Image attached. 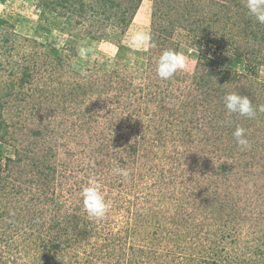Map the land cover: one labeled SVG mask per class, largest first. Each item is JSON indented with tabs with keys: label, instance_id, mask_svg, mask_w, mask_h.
I'll return each mask as SVG.
<instances>
[{
	"label": "rangeland",
	"instance_id": "rangeland-1",
	"mask_svg": "<svg viewBox=\"0 0 264 264\" xmlns=\"http://www.w3.org/2000/svg\"><path fill=\"white\" fill-rule=\"evenodd\" d=\"M42 2L0 0V264H47L46 246L69 238L49 264H264V113L222 101L264 104V25L242 0H143L124 34L99 2L95 19L48 11L57 28ZM137 31L157 46L131 47ZM165 49L187 58L169 80L156 74ZM92 177L110 204L101 220L80 195Z\"/></svg>",
	"mask_w": 264,
	"mask_h": 264
},
{
	"label": "clouds",
	"instance_id": "clouds-1",
	"mask_svg": "<svg viewBox=\"0 0 264 264\" xmlns=\"http://www.w3.org/2000/svg\"><path fill=\"white\" fill-rule=\"evenodd\" d=\"M247 14L255 19L261 25H264V0H242ZM130 46L135 49L148 50L157 45L152 38L150 31H137L131 35ZM86 49H80V55L86 54ZM187 66V58L183 53L173 49H165L157 60L156 74L161 80H169L178 72L184 70ZM223 104L228 114H237L247 119H254L257 112L264 113V104L254 106L252 100L237 92L227 93L222 98ZM247 130L237 126L232 135L237 146L241 151L248 150L251 147L250 141L246 136ZM112 173L122 177L129 175L127 169L116 166ZM84 211L90 220L103 219L110 208L102 191V185L97 178L89 179L87 185L82 187L81 193Z\"/></svg>",
	"mask_w": 264,
	"mask_h": 264
},
{
	"label": "trees",
	"instance_id": "trees-1",
	"mask_svg": "<svg viewBox=\"0 0 264 264\" xmlns=\"http://www.w3.org/2000/svg\"><path fill=\"white\" fill-rule=\"evenodd\" d=\"M129 0H126V2H128ZM143 0H132V8L129 9V8H125L124 5H122V3H118L116 2L115 0H99L97 2H91L87 5V2L86 0H43L42 2V8H43V12H42V18H43V21L44 23H49L50 25H52L53 27H57L59 28L61 26V22H59L58 24H53V23H50L49 20L45 17L46 16V13L49 11H51L52 9H56L57 7H60V8H67L69 6L73 7L74 9H76L75 11H78L80 12V15H84V13L86 12V7H89V10L93 13V15H95L92 19H95V17H97L98 15L101 14V12H96L97 8V3L99 2V4H101V8L103 9L102 11L103 14L106 15V20L109 21V22H113L114 24H112V26L114 28H121L122 31L121 33H125V30L126 28H128L130 22H131V19L133 17V14L131 13V11H136L139 4L142 2ZM76 4H78L79 6H75ZM114 8H118L119 10L118 11H115L114 13H112L111 11L114 9ZM109 12V14H107ZM89 20H91V18H84L82 21V23H85V22H88ZM70 23V22H69ZM8 25V22L4 19H2L0 17V30L2 31V29H6L5 27ZM75 25H81V22H76ZM104 35V34H103ZM212 37V36H211ZM118 41V34H116V37H115ZM208 38V44H212V43H217V41L215 40V38H209V37H206V35L203 36V39H206ZM96 39V38H95ZM5 43L6 44H9L11 49H13L15 47V43L16 41H13L12 39H6L5 38ZM203 59V57L201 58ZM204 61V60H202ZM205 62L207 63H212L214 64V62L209 58H205ZM80 70L78 71H74L75 75L79 78L78 74L81 73V71L79 72ZM79 72V73H78ZM92 74H93V71H92ZM31 77V74L29 73H25L24 74V77ZM92 76V75H91ZM74 78L72 79V81H67V82H59V86L58 88L55 87V91H59V90H63L62 87H70L73 85V82L77 81L78 78ZM93 78V77H92ZM87 81V80H86ZM94 84H92L91 86H93ZM11 87L13 88V85H11ZM80 91H82L83 93L84 92V89L83 87H81L80 85L79 86H76ZM72 91H77V90H72ZM62 92V91H61ZM84 95V94H83ZM87 95V93H86ZM79 96V93H75V95H71V97H76ZM67 99H69L67 97ZM0 127H1V123H0ZM74 220V219H73ZM73 223V222H72ZM73 228V227H72ZM57 241V240H56ZM71 242L70 241V238L65 240V241H62V240H58L57 242H55L53 244V246L50 248L49 246L46 248L48 249L49 253L46 254L44 256V258L46 259V262L47 264H49V254L50 253H53L56 257H59L61 253H63L64 251H66L65 249L68 248V247H72L74 246V244H71V243H68ZM75 243L78 242V240H75L74 241Z\"/></svg>",
	"mask_w": 264,
	"mask_h": 264
}]
</instances>
